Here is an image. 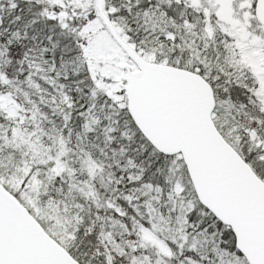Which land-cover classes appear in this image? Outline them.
<instances>
[{
    "label": "snow or ice",
    "instance_id": "snow-or-ice-1",
    "mask_svg": "<svg viewBox=\"0 0 264 264\" xmlns=\"http://www.w3.org/2000/svg\"><path fill=\"white\" fill-rule=\"evenodd\" d=\"M0 264H264V0H0Z\"/></svg>",
    "mask_w": 264,
    "mask_h": 264
}]
</instances>
